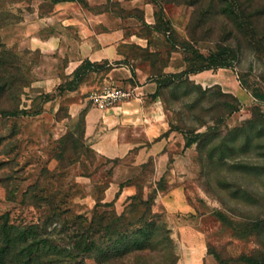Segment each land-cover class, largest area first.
<instances>
[{
  "label": "rangeland",
  "instance_id": "obj_1",
  "mask_svg": "<svg viewBox=\"0 0 264 264\" xmlns=\"http://www.w3.org/2000/svg\"><path fill=\"white\" fill-rule=\"evenodd\" d=\"M152 1L160 12L158 28L166 32L168 52H177L185 67L198 64L196 51L207 54L217 46L230 47L236 56L229 68L190 73L218 79L221 85L197 83L190 74L165 81L160 97L178 147L169 150L162 165L153 158L132 161L131 155L104 159L90 148L84 114L92 107L89 96L97 87L89 84L98 74L86 67L74 78L65 74L64 60L26 47L25 36L35 28L20 22H31L36 8L48 11L49 2L0 0V232L9 229L15 236L35 225L52 230V239L58 240L64 235L56 232L76 215L87 220L96 212L120 215L132 203V217L139 219L143 199L149 216L160 217L170 235L178 219L192 221L188 223L205 241V264H264V123L252 121L253 112L264 121V18L251 16L264 0H240L249 17L244 25L220 14L226 3L209 12V0ZM222 85L238 87L239 93ZM231 106L236 110L230 111ZM9 110L24 113L4 114ZM185 140L194 142L183 149ZM172 154L187 157L175 172ZM111 183L117 192L107 199ZM175 185L182 187L190 212L171 214L162 204L160 198ZM124 187L134 192L116 203ZM171 238V251L166 243L159 244L153 251L102 264H171L178 252ZM31 241L19 242L5 255V264H22L27 254L21 250ZM5 244L0 236V253ZM55 259L42 257L32 264ZM84 263L99 264L93 258Z\"/></svg>",
  "mask_w": 264,
  "mask_h": 264
},
{
  "label": "crops",
  "instance_id": "obj_2",
  "mask_svg": "<svg viewBox=\"0 0 264 264\" xmlns=\"http://www.w3.org/2000/svg\"><path fill=\"white\" fill-rule=\"evenodd\" d=\"M48 11L36 8L20 24H32L27 33L29 49H38L44 56L65 61L64 72L70 75L84 60L103 65L94 74L98 80L89 88L116 85L128 89L131 96L104 110L89 108L84 114V132L90 148L104 159H125L145 162L153 158L160 165L169 160V150L178 147V137L171 126L160 95H155L160 74L185 69L177 52L169 51L166 32L156 27L157 8L152 0H43ZM164 58V64L161 59ZM200 84H218L206 75L190 74ZM223 89L238 94V87ZM185 144V143H184ZM182 147L183 145L182 141ZM187 157L172 154L171 170L176 171ZM182 172V171H181ZM113 183L106 190L111 198ZM134 192L122 188L116 203ZM161 202L173 214L190 212L181 186H172ZM188 222H192L189 220ZM185 219L171 225L177 244L175 264H205L207 252L202 234Z\"/></svg>",
  "mask_w": 264,
  "mask_h": 264
},
{
  "label": "trees",
  "instance_id": "obj_3",
  "mask_svg": "<svg viewBox=\"0 0 264 264\" xmlns=\"http://www.w3.org/2000/svg\"><path fill=\"white\" fill-rule=\"evenodd\" d=\"M208 2L209 12L214 10L219 3H226L225 7H222L220 14L232 16L237 20L240 19L241 25L248 23L249 17L244 15V8H246L244 1L209 0ZM156 16V27H158V23H160L159 11L156 12ZM251 16L256 19L264 18V4L256 7ZM195 54L198 64L187 66L180 72L162 73L159 75L155 95H160L161 87L166 84L165 81L168 79H181L182 77H187L190 73L202 69L229 68L236 57L233 49L226 46H217L215 50L209 51L207 54L197 51ZM86 67L89 70L92 69L91 71L93 72L103 67V65L84 60L72 72V77L78 79ZM226 96L230 97L232 102L236 101V98L228 93ZM261 98L264 99V95H261ZM234 110H236L235 106H231L230 111ZM18 113H24V111L9 110L4 112L7 115H17ZM252 121L264 123L257 112H253ZM193 142L192 140H185L184 145L188 147ZM133 199L134 197L128 200ZM139 204L144 206V214L139 219H133L132 217L135 211L134 208H132L133 210L130 209V207H134L132 203L129 205V210L127 208L120 215L115 212H96L90 220L76 215L73 221H67V224H69L67 226L63 225L61 231L56 232L57 235L60 233L64 235L59 237L58 240L52 239V230L47 233L45 229L42 231L39 226L35 225L26 227L25 230L19 231L15 236L12 235L9 229L0 232V236L6 240V244L0 253V264H5V255L13 250L19 242H26L27 240L32 241L27 244L26 248L21 250L22 253L25 252L27 254L22 264H32L47 256H55L56 259L54 261H46V264H51L52 262L85 264L84 261L87 258H93L99 264H102L113 259H125L128 256L131 257V255L133 257L136 252L153 251L159 244L165 243L166 249L171 251L173 248L170 230L165 227L160 217H157V215L149 216V209H147V204L143 199H139ZM152 218H155V221H152ZM51 222V220L47 222L45 227L49 226ZM16 255L19 256L21 253H16ZM176 260L177 257L171 264H175Z\"/></svg>",
  "mask_w": 264,
  "mask_h": 264
},
{
  "label": "built area",
  "instance_id": "obj_4",
  "mask_svg": "<svg viewBox=\"0 0 264 264\" xmlns=\"http://www.w3.org/2000/svg\"><path fill=\"white\" fill-rule=\"evenodd\" d=\"M131 96V92L116 85H103L90 93V102L93 107L104 110L124 101Z\"/></svg>",
  "mask_w": 264,
  "mask_h": 264
}]
</instances>
